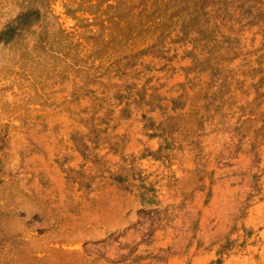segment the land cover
Masks as SVG:
<instances>
[{
  "label": "rangeland",
  "instance_id": "obj_1",
  "mask_svg": "<svg viewBox=\"0 0 264 264\" xmlns=\"http://www.w3.org/2000/svg\"><path fill=\"white\" fill-rule=\"evenodd\" d=\"M0 264H264V0H0Z\"/></svg>",
  "mask_w": 264,
  "mask_h": 264
}]
</instances>
